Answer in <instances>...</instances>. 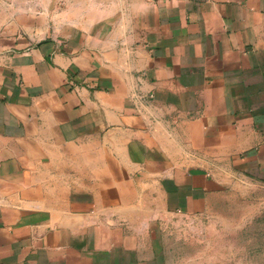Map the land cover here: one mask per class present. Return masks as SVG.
I'll use <instances>...</instances> for the list:
<instances>
[{
	"label": "crops",
	"instance_id": "obj_1",
	"mask_svg": "<svg viewBox=\"0 0 264 264\" xmlns=\"http://www.w3.org/2000/svg\"><path fill=\"white\" fill-rule=\"evenodd\" d=\"M235 178L264 183V0H0V264H168Z\"/></svg>",
	"mask_w": 264,
	"mask_h": 264
},
{
	"label": "rangeland",
	"instance_id": "obj_2",
	"mask_svg": "<svg viewBox=\"0 0 264 264\" xmlns=\"http://www.w3.org/2000/svg\"><path fill=\"white\" fill-rule=\"evenodd\" d=\"M168 264H264V183L232 179L198 214L163 228Z\"/></svg>",
	"mask_w": 264,
	"mask_h": 264
}]
</instances>
